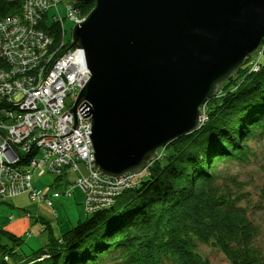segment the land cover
Wrapping results in <instances>:
<instances>
[{"label":"trees","instance_id":"trees-1","mask_svg":"<svg viewBox=\"0 0 264 264\" xmlns=\"http://www.w3.org/2000/svg\"><path fill=\"white\" fill-rule=\"evenodd\" d=\"M73 4L81 16L95 6ZM21 8L19 1L0 0V18ZM70 44L68 38L61 52ZM203 106L200 127L160 148L147 174L110 207L87 211L80 188L86 219L59 237L44 220L49 240L29 252L21 250V236L1 229L0 264H209L199 243L221 250L230 264H264L259 226L240 204L245 183L231 169L250 163L254 144L264 139V41Z\"/></svg>","mask_w":264,"mask_h":264},{"label":"water","instance_id":"water-1","mask_svg":"<svg viewBox=\"0 0 264 264\" xmlns=\"http://www.w3.org/2000/svg\"><path fill=\"white\" fill-rule=\"evenodd\" d=\"M88 1L70 47L90 77L71 111L89 117L94 164L112 178L197 130L201 106L264 41V0H73Z\"/></svg>","mask_w":264,"mask_h":264},{"label":"built area","instance_id":"built-area-1","mask_svg":"<svg viewBox=\"0 0 264 264\" xmlns=\"http://www.w3.org/2000/svg\"><path fill=\"white\" fill-rule=\"evenodd\" d=\"M9 1L21 2L22 8L20 14L0 18V198L27 193L32 201L53 206L51 195L33 186L32 173L41 168L40 175L50 171L63 177L69 168L79 175L65 186L66 196L79 187L86 192L87 211L110 207L115 196L137 185L147 170L118 178L97 171L89 117H83L79 107L71 111L90 73L72 62L77 47L61 52L68 42L63 22L69 18L75 25L86 16L73 0ZM61 4L65 16H60ZM53 24L60 36L56 46ZM38 152L41 156L35 157ZM25 154L30 155L27 166L20 167Z\"/></svg>","mask_w":264,"mask_h":264},{"label":"rangeland","instance_id":"rangeland-1","mask_svg":"<svg viewBox=\"0 0 264 264\" xmlns=\"http://www.w3.org/2000/svg\"><path fill=\"white\" fill-rule=\"evenodd\" d=\"M70 1L72 0H63L65 4ZM59 13L60 16L66 15L67 10L64 4L59 6ZM63 24L67 29V37L70 39L74 24L69 18H66ZM205 109V106L202 105L200 124L207 118ZM254 145L257 156L250 163L234 164L231 169L245 183L244 197L240 204L247 207L250 217L259 226L257 243L264 249V139ZM39 156H41V152L35 155V157ZM150 165L149 163L143 170H148ZM18 166L26 167L27 164L21 163ZM40 172L41 168H37L32 173V184L37 190L43 193L49 192L51 196L55 192H61L58 198H50L54 207L42 204L38 211L35 208V203L38 202L32 201L27 193L8 200L0 198V230H8L21 236L23 242L20 248L25 252L37 249L48 242L51 233L45 229L47 226L44 220L50 223L52 235L59 237L79 221L86 219L88 215L83 204L84 193L79 187L73 189L72 197L64 194V185L68 181L73 183L79 175L78 172L68 168L67 174L59 180L60 185L57 181L55 182L56 176L50 171H46L43 175H40ZM54 209L58 215H55ZM198 247L199 251L208 259L209 264H230L221 250L203 243H199Z\"/></svg>","mask_w":264,"mask_h":264},{"label":"crops","instance_id":"crops-1","mask_svg":"<svg viewBox=\"0 0 264 264\" xmlns=\"http://www.w3.org/2000/svg\"><path fill=\"white\" fill-rule=\"evenodd\" d=\"M56 198H58V197H56ZM36 204V206H35V208L38 210V211H40V209H41V207H42V204H45V202L44 201H41V202H38V203H35ZM46 205V204H45ZM54 211H55V209H54ZM58 215V214H57Z\"/></svg>","mask_w":264,"mask_h":264}]
</instances>
